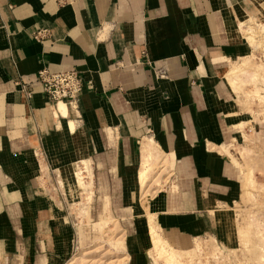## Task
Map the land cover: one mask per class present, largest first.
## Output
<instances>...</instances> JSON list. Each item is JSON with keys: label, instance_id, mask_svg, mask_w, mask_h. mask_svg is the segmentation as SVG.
I'll list each match as a JSON object with an SVG mask.
<instances>
[{"label": "crops", "instance_id": "obj_1", "mask_svg": "<svg viewBox=\"0 0 264 264\" xmlns=\"http://www.w3.org/2000/svg\"><path fill=\"white\" fill-rule=\"evenodd\" d=\"M258 3L0 0V264L74 263L68 196L83 161L78 214L92 194L109 204L111 228L125 223L113 238L123 264H149L153 232L171 248L228 241L244 183L231 143L246 120L238 102L251 104L237 101L229 64L249 52L240 24L263 20ZM42 69L80 73L66 116L42 90Z\"/></svg>", "mask_w": 264, "mask_h": 264}, {"label": "rangeland", "instance_id": "obj_2", "mask_svg": "<svg viewBox=\"0 0 264 264\" xmlns=\"http://www.w3.org/2000/svg\"><path fill=\"white\" fill-rule=\"evenodd\" d=\"M258 2L259 15H264V0ZM240 25L249 52L244 58L231 61L229 67L236 64L231 73L235 74L234 83L242 89L241 93L233 90L237 101L247 98L251 104L245 108L238 102L246 120L236 127L237 138L231 143L233 156L241 164L244 183L241 200L233 205L232 220L228 218L229 239L225 242L202 236L189 240L183 247L172 245L176 251L166 245L170 259L158 257L152 248L148 252L149 264H264V18L252 17ZM73 183L68 196L70 210L75 212L73 264H123L120 240L113 238L125 223L118 226L115 222L111 228L112 221L106 215L109 204L105 205L93 194L86 216L78 214L84 210L83 202L89 195V169L84 170L77 183L74 178Z\"/></svg>", "mask_w": 264, "mask_h": 264}, {"label": "built area", "instance_id": "obj_3", "mask_svg": "<svg viewBox=\"0 0 264 264\" xmlns=\"http://www.w3.org/2000/svg\"><path fill=\"white\" fill-rule=\"evenodd\" d=\"M44 33L45 30H39L34 33V38L40 40L45 36ZM38 82L53 103L62 101L74 109L77 108L78 97L83 87V79L77 70L49 72L47 69H42L38 72Z\"/></svg>", "mask_w": 264, "mask_h": 264}, {"label": "bare ground", "instance_id": "obj_4", "mask_svg": "<svg viewBox=\"0 0 264 264\" xmlns=\"http://www.w3.org/2000/svg\"><path fill=\"white\" fill-rule=\"evenodd\" d=\"M249 66V65H248ZM259 70V69H258ZM232 70L230 71V74L232 75ZM234 74V73H233ZM235 75V74H234ZM234 75H232L233 77H234ZM234 80V79H233ZM233 82H231V84H232ZM67 105L64 103V102H62V101H60V102H58V109H59V113H60V115H62V116H66L67 115ZM67 126H68V130L69 131H72L73 130V128H74V125H73V122H68V124H67ZM67 129V128H66ZM144 142H145V140H144ZM149 142V141H148ZM148 142H147V144H148ZM152 142H149V144H151ZM147 144H144V148H147V147H145V145L147 146ZM148 144V145H149ZM152 146V145H151ZM151 146H148V148L149 147H151ZM157 146V145H156ZM143 147V146H142ZM153 147H154V145H153ZM152 147V148H153ZM143 149V148H142ZM147 150V149H146ZM149 150V149H148ZM147 150V151H148ZM152 150V149H151ZM150 150V152H152ZM149 152V151H148ZM147 152V153H148ZM143 153L145 154L146 152H144V150H143ZM154 153L156 154L157 152H156V150H154ZM149 155L151 154L152 155V153H148ZM147 154V155H148ZM147 155L145 154V157H147ZM158 155V154H157ZM156 155V156H157ZM153 156H155L154 154H153ZM150 157V156H149ZM152 157V156H151ZM151 157H150V159H151ZM148 158V157H147ZM147 158H145V159H147ZM142 159V158H141ZM144 160V159H143ZM142 163V162H141ZM150 168H151V166H150ZM86 169H89L88 168V165H87V163L85 162V161H83L82 162V166H81V168H79V169H75L74 170V172H73V175H74V178H75V180L76 181H78V180H80V177H82V173L84 172V170H86ZM146 169V168H145ZM144 168L140 171V173H139V176H140V180H141V182L143 183V184H145L146 182H145V179H146V172H148V171H146ZM86 175V174H85ZM148 177V176H147ZM73 178V179H74ZM87 178H88V176H87ZM87 180V179H86ZM80 182V181H79ZM78 182V183H79ZM84 182V181H83ZM82 182V183H83ZM140 182V183H141ZM81 183V182H80ZM85 183H83L82 185H84ZM85 186V185H84ZM87 186V185H86ZM86 186H85V188H86ZM84 187H83V190L85 189ZM143 190V189H142ZM151 224V223H150ZM152 232V231H151ZM158 235V234H157ZM154 232H153V234H152V242H151V244H152V247H153V249L154 250H156V253L158 254V257H160V258H165V259H170V257H171V252H168L167 251V248H166V242L165 241H163L161 238H159L158 236H157ZM174 250V249H173Z\"/></svg>", "mask_w": 264, "mask_h": 264}]
</instances>
